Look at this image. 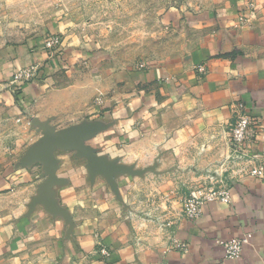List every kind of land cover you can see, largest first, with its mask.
<instances>
[{
  "label": "crops",
  "instance_id": "crops-1",
  "mask_svg": "<svg viewBox=\"0 0 264 264\" xmlns=\"http://www.w3.org/2000/svg\"><path fill=\"white\" fill-rule=\"evenodd\" d=\"M185 15L179 27L196 35L191 51L127 72L121 90L100 105L90 102L107 93L101 75L83 84L50 62L37 82L8 88L4 81L16 68L46 53L33 41L0 50V264H264V173L235 182L230 203L207 202L195 220L182 215L184 189L158 183L178 172L179 161L207 170L219 152L229 154L234 104L264 127V0H208ZM49 24L55 32L66 26ZM65 48L71 65L79 54L71 57V46ZM87 55L93 65L107 59L96 46ZM23 111L40 120L53 116L58 126L85 119L65 128L81 146L49 144L51 180L39 134ZM253 149L264 167V130L255 133ZM126 208L133 209L130 217ZM172 236L188 251L171 249ZM243 236L241 255L225 259L221 242Z\"/></svg>",
  "mask_w": 264,
  "mask_h": 264
},
{
  "label": "rangeland",
  "instance_id": "rangeland-1",
  "mask_svg": "<svg viewBox=\"0 0 264 264\" xmlns=\"http://www.w3.org/2000/svg\"><path fill=\"white\" fill-rule=\"evenodd\" d=\"M207 3L208 0H0V50L8 51L15 46L33 41L35 43L33 44L34 48L41 49L43 47L42 51L46 53L45 57L41 56L38 61L32 63L38 65L35 76L30 79H22L16 84L11 83L12 78L4 81V83L7 82L8 88L15 89L24 82H37L43 75H47V67L49 66L54 70L55 68L58 69V73L62 71L66 74L68 71V75L80 76H72L71 80L77 79L83 84L90 82L91 76L89 77V75H101L107 93L101 96L99 103L94 101L95 98L90 102L100 105L111 92H114V89L121 90L127 76L131 75L127 72L143 71L147 67L162 63L166 59L186 55L191 51L196 35L179 26L187 24L181 22L186 21L185 12L187 10L201 9ZM51 22L66 24V26L55 32L47 26ZM51 36L57 37L56 46L54 49L52 47L47 49L45 47L46 41ZM67 45L71 46L68 52L71 57L76 56V53L79 54L71 65L66 62L68 56L67 58L64 56ZM95 46L106 54L107 59L104 60L103 64L93 65L86 61L90 58L87 55L88 52H91ZM60 47L61 49H59ZM48 62L52 64L47 66ZM32 64L16 68L13 75L20 69H27L26 67ZM68 67H70L69 70ZM113 74L116 84L111 82L110 75ZM45 83H47V79ZM11 95L13 102L18 103V91L14 93L11 91ZM80 100L83 103L86 101V97L84 96ZM243 110L248 113L244 106ZM22 113L25 122L35 129L41 138L42 130L31 121V117H37L25 111ZM79 117L77 116L72 122L63 123L64 126L52 123L55 120L53 116L45 117L42 120L37 119L46 123L48 119L55 130H61L84 123L85 119L80 121ZM5 125L4 128H8ZM259 130H264V127L258 120V123L253 124L252 128L254 133V141L251 144L253 154H255L253 149L255 133ZM8 131L11 129L8 128ZM28 149L29 147H27ZM219 154L220 159L211 160V165L207 170L202 168L194 170L187 165L186 160L179 161L180 164L176 165L178 172L158 179V183L164 187L169 182H174L184 189L182 191L184 196L181 200V212L185 197L200 195L210 188L230 189L235 182L240 181V177L233 172L236 168L228 167L227 163L223 162L224 156L220 152ZM256 162L263 165L259 161V156L256 157ZM126 165L130 169L135 166L133 163ZM85 166L88 167V163ZM107 166L103 165V167ZM86 167L85 169H87ZM107 175L101 174V181H109L111 177L109 178ZM95 177L97 176H94L93 179ZM41 178L47 183V174ZM91 180L92 177H89V183L92 182ZM55 211H59V209L53 208L52 212ZM132 211V208H126L124 210L125 216L130 217L129 214ZM61 212L65 219L71 220L70 209L64 208L61 209Z\"/></svg>",
  "mask_w": 264,
  "mask_h": 264
},
{
  "label": "built area",
  "instance_id": "built-area-1",
  "mask_svg": "<svg viewBox=\"0 0 264 264\" xmlns=\"http://www.w3.org/2000/svg\"><path fill=\"white\" fill-rule=\"evenodd\" d=\"M57 37H48L45 47L47 49L55 48ZM55 44V45H54ZM27 69L23 68L17 71L11 79V83L16 84L22 79H30L36 75L38 65L33 64ZM199 67V70H202ZM35 74V75H34ZM95 101L99 103L101 97H95ZM234 121L228 131V144L230 146L229 154L224 158L223 162L227 163L228 167H235L233 171L240 179L245 177H261L263 175V165L256 162V154H253L251 144L254 141V133L252 132L253 124L258 123V120L246 113L243 110V104L238 102L233 105ZM221 201L229 203L231 201L230 189H214L210 188L208 191L200 194L188 196L183 199L182 215L189 219L195 220L201 215L202 207L207 202ZM247 242V236L232 238L230 240L221 242L224 246V258L236 259L241 255L242 247ZM170 248H176L180 251L187 252L188 245L185 241L177 237L170 238ZM99 252L103 256H108L109 252L105 247H101Z\"/></svg>",
  "mask_w": 264,
  "mask_h": 264
},
{
  "label": "water",
  "instance_id": "water-1",
  "mask_svg": "<svg viewBox=\"0 0 264 264\" xmlns=\"http://www.w3.org/2000/svg\"><path fill=\"white\" fill-rule=\"evenodd\" d=\"M31 121L34 125L38 126L43 132L42 137L39 139L37 143L38 153L43 156L46 165H48L49 167L48 179L51 180L53 176V170L49 156V144L56 141H68L73 143V145H79V146L81 145L77 143L75 134L72 133L71 131H68L66 129L55 130L48 123L42 122L35 117H31Z\"/></svg>",
  "mask_w": 264,
  "mask_h": 264
}]
</instances>
